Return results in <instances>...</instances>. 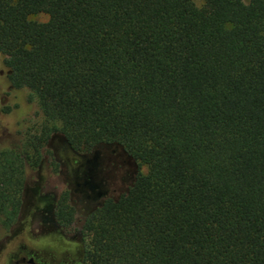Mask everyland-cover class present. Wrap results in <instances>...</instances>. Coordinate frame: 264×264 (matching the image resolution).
<instances>
[{
  "label": "trees",
  "instance_id": "16d2710c",
  "mask_svg": "<svg viewBox=\"0 0 264 264\" xmlns=\"http://www.w3.org/2000/svg\"><path fill=\"white\" fill-rule=\"evenodd\" d=\"M0 64L34 106L0 150L3 229L58 134L146 168L84 219L81 264H264V0H0Z\"/></svg>",
  "mask_w": 264,
  "mask_h": 264
},
{
  "label": "rangeland",
  "instance_id": "374dc122",
  "mask_svg": "<svg viewBox=\"0 0 264 264\" xmlns=\"http://www.w3.org/2000/svg\"><path fill=\"white\" fill-rule=\"evenodd\" d=\"M194 1L196 4L201 3V0ZM34 19L46 21L47 16L38 14L34 16ZM33 111L34 106L25 99V91L13 89L9 85L5 77V69L0 64V150L18 141L19 132L29 125L25 121L34 118ZM58 136L61 138L55 139L53 143L56 147L58 160L55 158L53 146L48 143L38 166L36 168L27 167L25 177L30 185L38 180L39 176L43 181L47 179L55 181L54 185L56 193H58L57 205L61 196L67 193L69 203L74 208L73 221L71 224H67L64 218H60L58 215L61 224L60 230L42 231L38 226L31 224V217L27 213L20 212L18 220L12 228L5 230L0 226V264H9L13 259L12 255L19 250L21 245L35 250L37 253L44 252L43 258L48 264H61L64 259H70L71 264H81V228L84 219L92 212L93 208L88 205L89 202L82 193L75 190L72 168L77 169V175H82V170L87 169L92 182L97 186L96 191H103L102 198H115L127 188L138 169L142 172L146 170L144 166L139 168L133 160L125 158L124 169L119 168L118 161L123 159V155H118L121 149L111 144H100L89 151H82L74 148L66 139H62L61 135ZM106 151L110 154L109 162L112 164V175H115V178L105 177L101 161ZM95 152H98V157L95 163H91L90 158L94 156ZM61 161L64 163L63 166L60 164ZM119 176L124 178L123 181ZM24 201L25 198H23V204ZM74 234L75 238L72 237ZM23 252L25 253V251Z\"/></svg>",
  "mask_w": 264,
  "mask_h": 264
},
{
  "label": "flooded vegetation",
  "instance_id": "af4514ba",
  "mask_svg": "<svg viewBox=\"0 0 264 264\" xmlns=\"http://www.w3.org/2000/svg\"><path fill=\"white\" fill-rule=\"evenodd\" d=\"M57 138L61 137H59L58 135H53L50 138L49 142L54 148V154L56 159V147L53 143ZM62 139L65 140L64 137H62ZM120 154L123 155V159H118V163L120 164L119 168L121 167L122 169H124V166L126 164L125 159L129 160L130 157L122 149L120 150V153L118 155ZM109 156V152L106 151L105 155H103L101 164L105 171V177L115 178L116 176L112 175L113 169L112 164L109 162ZM97 157L98 152H95L94 156L90 158V162L95 163ZM114 160L117 161L116 159ZM60 164L61 166L64 165L62 161ZM76 172L77 169L72 168L73 180L76 185L75 190L82 193L83 197L89 202L88 205L92 206L94 210L99 205H101V203L106 197H101L103 195V191H96L97 186L92 182L91 175L87 169L82 170V175H77ZM123 179L124 178L122 177L121 180L123 181ZM50 180L47 179L43 181L42 178L39 176L38 180H35L34 182H32V185H30L25 179V188L23 192V198H25V201L21 213H27L31 217V224L33 226H38L42 231H59L61 228V224L59 222L58 217V193H56V187L54 185L55 181ZM131 182L132 181H130V183ZM72 237L75 238V234ZM23 251H25V253ZM22 252L23 254H21ZM43 254L44 252L37 253L35 250H30L25 246L21 245L19 250H17V252L12 255L13 259L10 260L9 264H48L44 260ZM71 262L72 261L70 259H64L62 260L61 264H71Z\"/></svg>",
  "mask_w": 264,
  "mask_h": 264
}]
</instances>
